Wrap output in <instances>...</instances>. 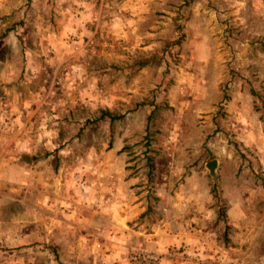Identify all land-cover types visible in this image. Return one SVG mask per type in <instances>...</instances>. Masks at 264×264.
<instances>
[{"label": "rangeland", "instance_id": "374dc122", "mask_svg": "<svg viewBox=\"0 0 264 264\" xmlns=\"http://www.w3.org/2000/svg\"><path fill=\"white\" fill-rule=\"evenodd\" d=\"M141 250L264 264V0H0V264Z\"/></svg>", "mask_w": 264, "mask_h": 264}, {"label": "built area", "instance_id": "2783aa9c", "mask_svg": "<svg viewBox=\"0 0 264 264\" xmlns=\"http://www.w3.org/2000/svg\"><path fill=\"white\" fill-rule=\"evenodd\" d=\"M133 264H161L160 255L151 251H135L131 253Z\"/></svg>", "mask_w": 264, "mask_h": 264}, {"label": "trees", "instance_id": "16d2710c", "mask_svg": "<svg viewBox=\"0 0 264 264\" xmlns=\"http://www.w3.org/2000/svg\"><path fill=\"white\" fill-rule=\"evenodd\" d=\"M104 115L110 116L108 113H104ZM222 213H223V212H221V216L223 215ZM225 229H226V228H225Z\"/></svg>", "mask_w": 264, "mask_h": 264}, {"label": "water", "instance_id": "95a60500", "mask_svg": "<svg viewBox=\"0 0 264 264\" xmlns=\"http://www.w3.org/2000/svg\"><path fill=\"white\" fill-rule=\"evenodd\" d=\"M208 167H211V164H209V166Z\"/></svg>", "mask_w": 264, "mask_h": 264}, {"label": "crops", "instance_id": "0c3cea01", "mask_svg": "<svg viewBox=\"0 0 264 264\" xmlns=\"http://www.w3.org/2000/svg\"><path fill=\"white\" fill-rule=\"evenodd\" d=\"M153 252H155V251H153Z\"/></svg>", "mask_w": 264, "mask_h": 264}]
</instances>
